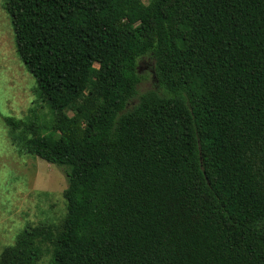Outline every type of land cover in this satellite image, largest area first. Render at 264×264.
I'll list each match as a JSON object with an SVG mask.
<instances>
[{"label":"trees","instance_id":"16d2710c","mask_svg":"<svg viewBox=\"0 0 264 264\" xmlns=\"http://www.w3.org/2000/svg\"><path fill=\"white\" fill-rule=\"evenodd\" d=\"M1 1L51 116L9 140L68 184L0 264H264V0Z\"/></svg>","mask_w":264,"mask_h":264},{"label":"rangeland","instance_id":"374dc122","mask_svg":"<svg viewBox=\"0 0 264 264\" xmlns=\"http://www.w3.org/2000/svg\"><path fill=\"white\" fill-rule=\"evenodd\" d=\"M151 66L149 58L139 63L140 73L145 75L137 87L139 92L153 87ZM35 87V78L17 55L10 19L0 0V254L27 225L58 222L66 211L64 166L20 154L11 144L4 122L9 116L33 114L40 124H48L49 108L38 101Z\"/></svg>","mask_w":264,"mask_h":264}]
</instances>
